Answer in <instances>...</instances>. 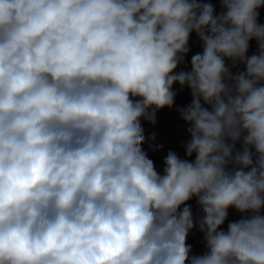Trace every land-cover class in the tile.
Wrapping results in <instances>:
<instances>
[{
	"label": "clouds",
	"instance_id": "1",
	"mask_svg": "<svg viewBox=\"0 0 264 264\" xmlns=\"http://www.w3.org/2000/svg\"><path fill=\"white\" fill-rule=\"evenodd\" d=\"M221 6L0 0V264H264V0ZM193 32L203 52L175 73ZM177 82L195 159L169 151L160 175L141 119ZM230 208L250 215L225 231Z\"/></svg>",
	"mask_w": 264,
	"mask_h": 264
},
{
	"label": "bare ground",
	"instance_id": "2",
	"mask_svg": "<svg viewBox=\"0 0 264 264\" xmlns=\"http://www.w3.org/2000/svg\"><path fill=\"white\" fill-rule=\"evenodd\" d=\"M198 2L211 3L214 6L215 14L217 15L223 11L221 0H198ZM258 11L260 13L258 22L264 24V7L258 9ZM193 42V40H189V51L184 55L182 62L178 64L174 71H191V58L193 55L199 53L197 47L194 44L195 42ZM253 54H258V45L255 39L249 42V51L247 55L251 56ZM225 63L233 74L246 71V66L243 63H239L233 67L232 61L228 58H225ZM172 90L176 93L173 106L171 108L165 107L156 111L154 124L144 120L143 118L141 119V125L145 134V142L142 144V149L147 153L148 158L153 161L155 170L160 175L164 174V159L169 151L175 152L181 159L189 160L190 158L185 155V146L191 140V135L187 131L188 128L181 127L183 124L188 122L181 118L178 109L186 108L191 104V89L187 85L181 87V85L177 82L173 84ZM201 103L203 104L202 100ZM204 107L209 108L210 110L208 105H204ZM153 134H155L154 140L152 139ZM149 139H152V141ZM238 143L239 142H237V144ZM186 204L191 206L194 218V226L196 228V230L190 231L186 239V243L191 246L192 251L190 255L200 256L203 255L207 249L204 241V234L200 232L198 224L195 222L199 221L203 213L195 197H193L190 201H187ZM183 206L184 205L181 206V209ZM228 213V219L225 221V224L221 226L225 231L227 230V225L229 222L239 220L242 215H250V213L241 214L234 208H230Z\"/></svg>",
	"mask_w": 264,
	"mask_h": 264
},
{
	"label": "rangeland",
	"instance_id": "3",
	"mask_svg": "<svg viewBox=\"0 0 264 264\" xmlns=\"http://www.w3.org/2000/svg\"><path fill=\"white\" fill-rule=\"evenodd\" d=\"M196 39V40H195ZM189 40H193L194 42V44H195V46L197 47V49H198V51H199V53H201L202 54V52H203V43H202V41L199 39V37L196 35V33L195 32H193V33H191L190 34V38H189ZM197 41V42H196ZM196 44H198V45H196ZM174 72H176V71H174ZM179 71H177L176 73H178ZM189 126L191 127V125H190V123L188 124V123H185V124H183L181 127L182 128H189ZM150 141H152V139H149ZM236 148L237 149H240L241 148V143L239 142L238 144H236ZM254 151V150H253ZM194 159H195V154L193 155V156H191L190 158H189V161H194ZM193 231L194 230H196V228H195V226L193 227V229H192Z\"/></svg>",
	"mask_w": 264,
	"mask_h": 264
}]
</instances>
